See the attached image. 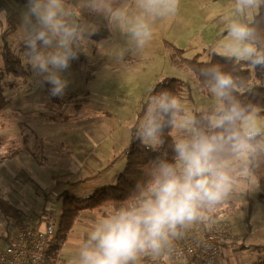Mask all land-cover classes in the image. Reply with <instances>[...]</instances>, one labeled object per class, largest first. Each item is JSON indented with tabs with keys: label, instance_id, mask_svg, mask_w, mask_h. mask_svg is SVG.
Returning <instances> with one entry per match:
<instances>
[{
	"label": "clouds",
	"instance_id": "obj_1",
	"mask_svg": "<svg viewBox=\"0 0 264 264\" xmlns=\"http://www.w3.org/2000/svg\"><path fill=\"white\" fill-rule=\"evenodd\" d=\"M138 14L129 19L123 9H114L112 0H26L15 42L34 73L51 85L53 96L62 95L68 86L63 73L78 59L81 43L94 34L81 21L82 11L123 19L138 46L152 38L150 20L175 14L179 0H135ZM264 0H236V10L258 8ZM7 10L0 9V35L8 30ZM235 45L233 55L264 64V51L255 45L256 29L250 23L233 22L227 29ZM214 81L212 91L222 101L208 117L209 134L192 129L190 138L175 142V163L163 162L153 177L140 189L132 203L118 208L88 234L79 253L78 264H137L142 253H159L179 234V230L206 219L205 209L219 204L229 192L232 177L218 162V154L229 150L248 158L260 146L255 112L232 98L233 78L212 67L206 73ZM179 99L161 92L152 98L138 129L139 138L152 146L159 142L166 124L182 128L194 125L184 114ZM164 117H168L167 121Z\"/></svg>",
	"mask_w": 264,
	"mask_h": 264
},
{
	"label": "rangeland",
	"instance_id": "obj_2",
	"mask_svg": "<svg viewBox=\"0 0 264 264\" xmlns=\"http://www.w3.org/2000/svg\"><path fill=\"white\" fill-rule=\"evenodd\" d=\"M112 7L125 10L129 19L139 11L135 0H112ZM258 13L259 7L238 12L236 0H179L175 14L150 20L152 38L141 47L131 37L123 19L117 20L114 16L84 10L80 16L81 21L90 25L94 34L84 38L78 59L73 60L63 73L68 80V86L59 96L51 95V85L34 73L23 56L22 46L19 48L15 42L16 28L10 26L0 37V68L4 66L2 48L5 36L12 50L21 57L29 74L20 77L6 75L3 87L7 105L0 110V116L17 118L20 129L27 126L34 129L35 125L36 131L40 134L47 130L52 131L51 134L62 130L61 143H45L51 150L69 148L71 134L91 125L102 129L100 126L104 124L110 130H115L116 134L112 138H106L101 148L110 147L116 163L104 168L93 181L80 184L82 190H86L84 197L89 196L91 194L87 192L88 189L111 185L115 182L108 180L112 173L115 171L120 174L124 169L125 158L122 151L129 145L131 139H140L138 129L151 103L145 111L142 110V106L155 84L165 76L178 77L188 83L178 98L182 108L181 117L188 114L194 118L196 113L210 117L216 111L218 105L222 103L221 99L212 89L200 84L196 74L183 63L182 57H198L201 61H209L214 53H218L244 60L233 55L235 45L227 29L233 22H252ZM94 16L98 18L94 19ZM250 71L249 88L264 84V81L255 77L253 67H250ZM131 88L133 90H129ZM253 111L260 133L263 134L260 147L264 150V110L256 107ZM166 118L164 117V120ZM2 125L5 130L7 125L0 123V126ZM192 129H195L194 125L190 128L174 126L171 134L176 142L180 138H190L193 134ZM160 144L159 138V142L151 147L157 148ZM8 145L10 146L11 142ZM71 146H74L73 143ZM236 159L248 158L237 156L233 160ZM241 174L251 177L253 188L257 187L258 192L260 191L255 174L248 171ZM258 201L263 204L260 199ZM102 209L112 211L111 208ZM55 210L47 222V225L54 228L52 222H58L60 206H56ZM28 219L34 224L31 217ZM218 226L214 225L208 231L199 234H189L185 239L191 236L201 238ZM224 235L226 232L218 239V246ZM218 255L219 251L213 260H208L214 262Z\"/></svg>",
	"mask_w": 264,
	"mask_h": 264
},
{
	"label": "crops",
	"instance_id": "obj_3",
	"mask_svg": "<svg viewBox=\"0 0 264 264\" xmlns=\"http://www.w3.org/2000/svg\"><path fill=\"white\" fill-rule=\"evenodd\" d=\"M70 3L76 4L77 0ZM25 5L26 0H0V9L8 13V27L17 28ZM18 121L14 117L0 116V123L7 125L5 130L0 126V249L7 246L16 232L20 216L31 217L34 226L44 228L56 206L61 210L64 192L84 197L86 190H82L80 184L93 181L104 168L116 163L112 149L101 148L106 138L116 134L107 125H99L102 129L96 125L82 128L71 134L69 148L51 150L45 143H61L62 130L54 134L47 130L41 135L35 125L34 129L29 126L20 129ZM118 175L114 171L108 180L116 182ZM104 186L108 185L99 188ZM97 188L87 192L92 194ZM259 192L257 187L253 188L251 177L238 173L232 178L225 198L205 209L206 219L180 229L168 244L183 242L189 234L208 231L214 225L222 226L226 235L219 240V255L214 262L200 252L188 260L175 261L161 250L142 253L137 264H256L262 252L254 246H264V203L258 201ZM60 214L59 211L58 220ZM112 214L110 209L83 211L49 264H78L79 253L90 231Z\"/></svg>",
	"mask_w": 264,
	"mask_h": 264
},
{
	"label": "trees",
	"instance_id": "obj_4",
	"mask_svg": "<svg viewBox=\"0 0 264 264\" xmlns=\"http://www.w3.org/2000/svg\"><path fill=\"white\" fill-rule=\"evenodd\" d=\"M250 24L256 29V47L264 51V4L259 6V13ZM3 39L2 58L4 66L0 68V110L7 105L3 87L6 75L13 74L20 77L29 74L21 57L10 47L7 37L4 36ZM182 59L183 63L196 74L203 87L213 88L214 81L205 73L212 67L219 68L233 78L232 98L249 110L253 111L256 107L264 110V84L249 88L250 67L254 68L255 77L264 81V64H254L245 59L238 60L235 57H227L218 53H214L209 61H201L198 57H182ZM185 85L188 83L178 77L165 76L152 88L142 110L145 111L151 103L150 100L161 92H168L179 98ZM168 119L167 117L165 121ZM194 121L196 131H205L209 134L223 131L222 129L211 128L208 117L203 113H196ZM173 127L171 124L165 125L160 135L161 144L157 148L146 146L140 139H131L129 145L122 151L125 165L114 184L101 187L86 197H78L68 192L62 194L61 214L55 225V233L47 248L46 264H49L51 257L55 256L62 248L68 233L74 227L82 211L111 208L115 212L118 208L132 203L138 197L140 189L153 177L159 164L163 162L175 163V140L171 134ZM262 136L263 134L260 133L255 143L260 145ZM235 157L237 155L226 149L218 154V162L232 178L243 171L255 174L260 186L258 198L264 203V150L259 146L257 151L251 154L247 160H233ZM254 248L262 252L256 264H264V246L256 245Z\"/></svg>",
	"mask_w": 264,
	"mask_h": 264
},
{
	"label": "built area",
	"instance_id": "obj_5",
	"mask_svg": "<svg viewBox=\"0 0 264 264\" xmlns=\"http://www.w3.org/2000/svg\"><path fill=\"white\" fill-rule=\"evenodd\" d=\"M28 218L20 217L10 244L0 250V264H46V252L55 228L52 225L34 226ZM224 233L225 229L218 226L201 238L191 236L178 244L165 246L161 253L171 260H183L202 246L207 259L213 260L219 251L218 239Z\"/></svg>",
	"mask_w": 264,
	"mask_h": 264
},
{
	"label": "bare ground",
	"instance_id": "obj_6",
	"mask_svg": "<svg viewBox=\"0 0 264 264\" xmlns=\"http://www.w3.org/2000/svg\"><path fill=\"white\" fill-rule=\"evenodd\" d=\"M199 252L203 253L205 255L206 259H207V256L205 254L204 248L202 246H199V247H197L196 251L191 256H189L188 258L183 259V260H188V259L192 258L194 255H196L197 253H199Z\"/></svg>",
	"mask_w": 264,
	"mask_h": 264
}]
</instances>
